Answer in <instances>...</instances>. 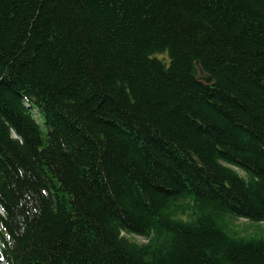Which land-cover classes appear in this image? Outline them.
Wrapping results in <instances>:
<instances>
[{
    "label": "trees",
    "instance_id": "1",
    "mask_svg": "<svg viewBox=\"0 0 264 264\" xmlns=\"http://www.w3.org/2000/svg\"><path fill=\"white\" fill-rule=\"evenodd\" d=\"M232 218L264 222V0H0V264H264Z\"/></svg>",
    "mask_w": 264,
    "mask_h": 264
},
{
    "label": "rangeland",
    "instance_id": "2",
    "mask_svg": "<svg viewBox=\"0 0 264 264\" xmlns=\"http://www.w3.org/2000/svg\"><path fill=\"white\" fill-rule=\"evenodd\" d=\"M229 229L239 234H264V222L254 224L242 218H232L229 221ZM130 238L137 239V237Z\"/></svg>",
    "mask_w": 264,
    "mask_h": 264
},
{
    "label": "water",
    "instance_id": "3",
    "mask_svg": "<svg viewBox=\"0 0 264 264\" xmlns=\"http://www.w3.org/2000/svg\"><path fill=\"white\" fill-rule=\"evenodd\" d=\"M199 78L202 80V81H204V82H206V83H210L211 82V77L209 76V75H207V74H205L204 72H202L201 70H199Z\"/></svg>",
    "mask_w": 264,
    "mask_h": 264
},
{
    "label": "bare ground",
    "instance_id": "4",
    "mask_svg": "<svg viewBox=\"0 0 264 264\" xmlns=\"http://www.w3.org/2000/svg\"><path fill=\"white\" fill-rule=\"evenodd\" d=\"M200 79V78H199ZM201 80V79H200ZM204 82V81H203ZM206 83V82H205Z\"/></svg>",
    "mask_w": 264,
    "mask_h": 264
}]
</instances>
